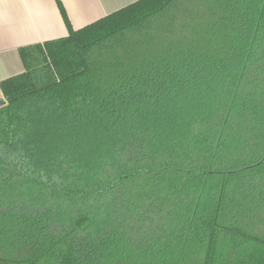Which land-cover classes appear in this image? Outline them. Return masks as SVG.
Here are the masks:
<instances>
[{"label": "trees", "instance_id": "1", "mask_svg": "<svg viewBox=\"0 0 264 264\" xmlns=\"http://www.w3.org/2000/svg\"><path fill=\"white\" fill-rule=\"evenodd\" d=\"M181 1L18 49L0 264H264V0Z\"/></svg>", "mask_w": 264, "mask_h": 264}, {"label": "crops", "instance_id": "2", "mask_svg": "<svg viewBox=\"0 0 264 264\" xmlns=\"http://www.w3.org/2000/svg\"><path fill=\"white\" fill-rule=\"evenodd\" d=\"M136 0H0V81L24 71L18 49L68 34Z\"/></svg>", "mask_w": 264, "mask_h": 264}, {"label": "rangeland", "instance_id": "3", "mask_svg": "<svg viewBox=\"0 0 264 264\" xmlns=\"http://www.w3.org/2000/svg\"><path fill=\"white\" fill-rule=\"evenodd\" d=\"M182 2V4L183 5H187L188 7H194V8H197L195 5V1H191V0H182L181 1ZM204 4V3H203ZM183 5H180V7L182 8L183 7ZM167 21H163V23H158V25L157 26H159V27H161V26H165L167 23H166Z\"/></svg>", "mask_w": 264, "mask_h": 264}, {"label": "water", "instance_id": "4", "mask_svg": "<svg viewBox=\"0 0 264 264\" xmlns=\"http://www.w3.org/2000/svg\"><path fill=\"white\" fill-rule=\"evenodd\" d=\"M2 104H4V100H3V98L0 96V106H1Z\"/></svg>", "mask_w": 264, "mask_h": 264}]
</instances>
